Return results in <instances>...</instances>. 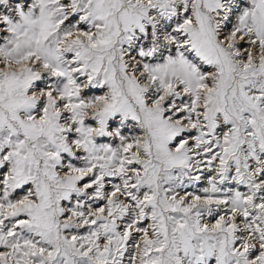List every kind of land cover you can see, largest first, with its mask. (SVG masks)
I'll return each mask as SVG.
<instances>
[{"label": "snow or ice", "instance_id": "1", "mask_svg": "<svg viewBox=\"0 0 264 264\" xmlns=\"http://www.w3.org/2000/svg\"><path fill=\"white\" fill-rule=\"evenodd\" d=\"M0 264H264V0H0Z\"/></svg>", "mask_w": 264, "mask_h": 264}]
</instances>
